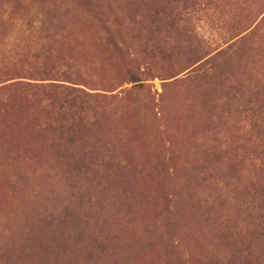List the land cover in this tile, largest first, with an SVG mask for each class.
I'll return each mask as SVG.
<instances>
[{"label": "rangeland", "instance_id": "obj_1", "mask_svg": "<svg viewBox=\"0 0 264 264\" xmlns=\"http://www.w3.org/2000/svg\"><path fill=\"white\" fill-rule=\"evenodd\" d=\"M0 264H264V0H0Z\"/></svg>", "mask_w": 264, "mask_h": 264}, {"label": "trees", "instance_id": "obj_2", "mask_svg": "<svg viewBox=\"0 0 264 264\" xmlns=\"http://www.w3.org/2000/svg\"><path fill=\"white\" fill-rule=\"evenodd\" d=\"M79 82H82V81H79ZM68 89H70V90H72V91H79V92H81L82 94L84 93L85 94V92L83 91V90H81V89H78V88H76V87H68ZM67 94H70V92H68Z\"/></svg>", "mask_w": 264, "mask_h": 264}]
</instances>
